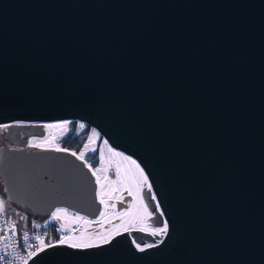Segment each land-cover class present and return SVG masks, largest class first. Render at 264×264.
Segmentation results:
<instances>
[{"label": "water", "instance_id": "95a60500", "mask_svg": "<svg viewBox=\"0 0 264 264\" xmlns=\"http://www.w3.org/2000/svg\"><path fill=\"white\" fill-rule=\"evenodd\" d=\"M59 121L136 161L168 231L35 264H264V0H0L1 195L42 220L95 219L84 163L26 147Z\"/></svg>", "mask_w": 264, "mask_h": 264}, {"label": "snow or ice", "instance_id": "6c2138e0", "mask_svg": "<svg viewBox=\"0 0 264 264\" xmlns=\"http://www.w3.org/2000/svg\"><path fill=\"white\" fill-rule=\"evenodd\" d=\"M22 126V125H17ZM4 127H8L5 125ZM44 129L49 128H58L64 130L65 133L69 131V123H58V124H45L40 126ZM79 128L83 130L85 128L84 124H80ZM94 138H98V134L93 131L90 136H88V141L91 142ZM29 147L37 148L44 151H56V152H66L68 155L75 157L77 160H80L84 163L85 167L92 173L93 176L96 177L97 188L95 190L96 197L101 205H104L106 208H111L113 210L117 209V205L115 203L109 204L108 200L105 199V196L109 194L110 191H124L126 190L128 195L133 197V201L136 203V215L133 217L134 221H139V231L144 232L146 234H150L153 237H160L167 233L168 224L165 222L163 227L153 226L150 229L148 228V222L153 218V213L149 210L148 202L146 201L145 196L142 194V190L145 185L147 187V193H152V187L148 184V177L145 176L144 171L140 168L138 164H136L135 160H130L129 157L121 155L119 152H114L111 147H108V142H104L103 148L100 149V158L103 162L104 158V148H107L108 153L111 156L119 157L121 160L126 161L129 165L134 169L133 179L129 183L127 181V176L124 179L121 178L119 167L116 170V180L112 181V184H120L121 188H107L105 183L102 181H108L109 177L107 175V169L102 168H93L91 164L85 159L86 153L81 150L79 153L76 151H69L67 148H61L58 143H56L55 138L49 141L47 138L41 141L30 140L28 142ZM89 148V143L84 144V149ZM93 151L96 149L93 148ZM104 171L106 174L101 177L99 173ZM109 199L119 200L121 205H124L122 210L117 211L118 216L129 215L130 210L133 208V204H129L127 200L123 197H112L109 195ZM151 200L155 201L156 196L152 195ZM156 211L159 212L160 205L157 203L155 205ZM66 209L57 208L56 211L51 213L52 221H59L62 215H67ZM100 215L103 217L105 212H101ZM0 218H2V223H0V244H3V248L0 249V264H15L17 258H19L21 264H29V261H32V264H35L36 259H34L39 252H43L49 248H56L60 246H66L71 249L83 250L88 249L94 246L95 242L91 240H84L83 238L73 237L70 235H62L58 239L56 243H53L51 240L45 241L39 236L34 237L35 241L38 243H29L28 242V234L27 232L23 233V236L20 235V229L17 225V222L12 220L10 216H8L7 212V202L4 199H0ZM76 220L83 221L85 224L96 223V221L88 220L82 216H75ZM21 220H27V217H21ZM48 227V224L44 225ZM33 228H38L40 225L33 223ZM138 224L133 222L130 225L124 226V231L128 232L134 228H137ZM14 238H16L14 240ZM101 241L103 243H108V237H101ZM136 244V247L139 251H145V248H151L153 244H146L145 247H140L139 243L135 240L132 241ZM26 246V247H25ZM15 249H19L21 251L27 252V256H20L19 252H16L14 255Z\"/></svg>", "mask_w": 264, "mask_h": 264}, {"label": "flooded vegetation", "instance_id": "af4514ba", "mask_svg": "<svg viewBox=\"0 0 264 264\" xmlns=\"http://www.w3.org/2000/svg\"><path fill=\"white\" fill-rule=\"evenodd\" d=\"M79 123L80 122H78V123H76V122H72V126H73V128H76L78 125H79ZM81 124H83V123H81ZM23 125H26L27 126V128L29 129V130H31V131H36L35 129H33V128H31L30 126H32L33 124H23ZM44 125V124H43ZM85 125V124H84ZM8 126V125H7ZM44 129V128H43ZM6 131H7V127H3V132L1 133V135H0V146H2V145H8L9 146V142L5 139V133H6ZM90 131H95L93 128H91V127H88L87 125H85V128L83 129V130H81V129H79V133L80 134H85L84 135V138H85V136L87 135V133H89ZM96 132V131H95ZM44 134H45V129H44ZM78 135H76L75 134V131L73 132V135H69V137H71V141H70V143L69 144H67L66 146H67V148L68 149H72L73 147H76L77 145H78V150H79V148H80V143H78L77 141H78V137H77ZM36 138V136H30L29 138H28V142H29V140L30 139H35ZM98 140H97V142L99 141V142H105V140L104 139H101L100 138V135H98V138H97ZM28 142H27V145H26V147H28L29 148V146H28ZM97 142H95L94 140L93 141H91L90 143H89V145L91 146V145H93V144H95V146H96V150L94 151V153H86V156H85V159L88 161V163L89 164H91V166L93 167V168H100V163H99V160H98V158L96 157V153L97 152H99V147H98V143ZM69 147H71V148H69ZM30 148H33V147H30ZM82 148V147H81ZM80 148V149H81ZM115 150V149H114ZM117 151V150H116ZM117 152H119V151H117ZM119 153H121V152H119ZM121 155H123V156H126L125 154H123V153H121ZM128 157V156H127ZM129 159H130V157H129ZM119 167V169H120V175H121V178L122 179H124L125 178V176H126V170H125V168H124V166L122 165H117V167H115V169H112V168H109L108 170H109V174L111 175V176H116V170H117V168ZM104 175H105V173H104ZM113 176V177H114ZM115 178V177H114ZM114 178H110L109 177V179H108V181H103V183H105V185H106V187H108L109 189H111V188H121L122 187V185H113V184H111V182H110V179L111 180H116V178L114 179ZM95 180H96V177H95ZM127 180H128V177H127ZM145 186H147L148 187V185H145ZM145 186H144V188H143V190H142V194L144 195V196H146L147 195V197H149L150 196V198H151V196H152V194H150V195H148V193H147V187L145 188ZM98 187V186H97ZM109 194H110V196H112V197H120V196H123L126 200H127V202L129 203V204H133V205H135V202L133 201V197L132 196H130V195H128V193H127V191L126 190H124V191H115V192H112V191H110L109 192ZM106 200H108V203L109 204H112V203H115L116 205H117V209L116 210H113V209H111V208H106L104 205H101V209H100V212H99V214H98V216L95 218V219H92V220H94V221H96V223H92V224H90V227L89 228H86V229H84L83 230V227L81 226V224H72V225H65V224H62V223H59L58 222V224L62 227V228H64L65 229V232L68 234V235H70V236H73V237H79L80 235H82V236H84L85 235V233L86 232H89V231H94V236L92 237V238H95L96 239V237L97 236H100V235H105V234H107V233H111L110 234V236L108 237V240H110L112 237H114V236H116V235H119V234H123V233H133V232H140L138 229H139V221H132V220H130V217H133V216H135L136 215V211H137V209H136V207H134L133 206V208L130 210V212H131V214H129V215H131V216H129V215H125V216H118L117 215V211H119V210H122L123 208H124V205H121L120 204V202H119V200H116V199H109V197L108 198H106ZM150 210V209H149ZM104 211H107V213H108V215L109 216H111V218L109 219V220H107L105 223H103V224H101V220L100 219H98L101 215H100V213L101 212H104ZM151 211V210H150ZM156 209H153V218L148 222V228L150 229L151 227H153L154 226V223L155 222H157L158 221V219H157V217H156ZM86 219H88V218H86ZM46 220V219H45ZM44 220V221H45ZM88 220H90V221H92L91 219H88ZM36 221H38V222H42V221H40V220H36ZM42 222V223H45V222ZM133 222H135V223H137L138 224V227L137 228H134V229H132L131 231H128V232H125L124 231V226L125 225H130L131 223H133ZM55 223V222H54ZM163 224L164 223H162V225L161 226H159V227H163ZM141 233H144V232H141ZM156 238H159V237H156ZM85 240V239H84ZM94 239H92L91 241H93ZM103 242L102 241H98V242H95V244L94 245H98V244H102Z\"/></svg>", "mask_w": 264, "mask_h": 264}, {"label": "rangeland", "instance_id": "374dc122", "mask_svg": "<svg viewBox=\"0 0 264 264\" xmlns=\"http://www.w3.org/2000/svg\"><path fill=\"white\" fill-rule=\"evenodd\" d=\"M64 122H68L69 123V131L67 133L64 132V130L62 129H58V128H49V129H45V134L43 137H36L35 139H30V140H34V141H41V140H44L45 138H47L49 141L53 140V138H55V141L56 143L59 144V146L61 148H67V144L70 143L71 141V137H69V135H73V132L75 131V134L78 135L77 139H78V143H80V148L79 150L77 149L78 148V145L76 147H73L72 149H68L69 151H76L77 153H79V151L83 150L85 151V153H94V151L92 150L93 148L96 149V146L95 144L93 145H89V148L88 149H84V144L85 143H90L88 141V136L91 135L92 131H90L89 133H87V135L85 136L84 138V135L85 134H80L79 133V125L81 124V122L79 123V125L76 127V128H73V126L71 125L72 122L71 121H62V122H48V123H44L45 124H58V123H64ZM76 123H78L76 121ZM84 124V123H83ZM3 127L4 126H0V135L1 133L3 132ZM89 127V126H88ZM96 131V130H95ZM96 133L98 134V132L96 131ZM99 135V134H98ZM101 139H103L101 136H100ZM29 140V141H30ZM95 142H97V138H94L93 139ZM92 140V141H93ZM98 143V147H99V152L96 153V157L98 158L99 160V163H100V168L102 169H107V175L108 177L110 178H116V176H111L109 173V168H112V169H115V167H117V165H123L125 170H126V176L128 177V182L130 183L133 179V173H134V169L132 168L131 165H129L126 161H123L121 160L119 157H115V156H111L110 153H108L107 151V148H104V158H103V162L101 161V158H100V149L103 148L104 146V142H97ZM108 147H110L108 145ZM30 148V147H29ZM34 149H37V148H34ZM113 149V148H112ZM114 152H117L116 150L113 149ZM130 160H133L130 158ZM137 164V163H136ZM104 171H102L101 173H99V175H101V177L104 176ZM106 174V173H105ZM114 178V179H115ZM113 180L110 179V182H112ZM103 182V181H102ZM112 184V183H111ZM115 185V184H113ZM117 185V184H116ZM119 185V184H118ZM147 186H145L146 188ZM108 188V187H107ZM0 193H2L1 191V187H0ZM110 194L106 195L105 196V199L109 197ZM0 199H3L2 196H0ZM134 207H136V203L134 205ZM57 209V208H56ZM56 209L54 211H56ZM65 209V208H63ZM53 211V212H54ZM67 215H62L61 216V219L59 221H52L51 219V215L44 221L45 224H51V223H62V224H65V225H72V224H81V226L83 227V230L86 229V228H89L90 227V224H85L83 221H80V220H76L74 217L75 216H81L79 214H76L72 211H69L67 210ZM7 212H8V216L11 217L12 220L16 221L17 224H20L22 222H25L26 220H21V217H30V218H33V219H36L38 220L37 218H35L33 215H31L30 213L28 212H25V211H22V210H19L17 209L16 207L14 206H11L9 204H7ZM105 212V215L102 217L100 216L98 219L101 220V224L105 223L107 220H109L111 218V216L108 215L107 211H104ZM131 214V212L129 213ZM131 216V215H129ZM134 217V216H133ZM133 217H130V220L134 221L133 220ZM112 233V232H111ZM111 233H107L105 235H100V236H97L96 239L95 238H92L94 236V231H89V232H86L84 236L80 235L78 238H83L85 240H92L94 239L93 241L94 242H98V241H101V237H109Z\"/></svg>", "mask_w": 264, "mask_h": 264}, {"label": "built area", "instance_id": "2783aa9c", "mask_svg": "<svg viewBox=\"0 0 264 264\" xmlns=\"http://www.w3.org/2000/svg\"><path fill=\"white\" fill-rule=\"evenodd\" d=\"M0 223H2V218H0ZM33 223L40 225V227L33 228L32 226H30V227L18 226L19 229H20V235L21 236H23L24 232H27V234H28V242L29 243H33V244L38 243V241H35L33 239L36 236L41 237L45 241L51 240L53 243H56L58 241V239L60 238V236L68 235L65 232V229L62 228L58 223H53L54 224L53 227H50V224L48 225V227H45L44 226L45 223L38 222V221H34ZM161 237L162 236H160L159 239ZM153 238L156 239V243H157L158 242V238H156V237H153ZM15 239L16 238H14V240ZM144 246H140V247H144ZM2 248H3V244H0V249H2ZM16 252H19L20 256H25V257L27 256V252L21 251L19 249H15L14 255L16 254ZM15 264H21L19 258L16 259Z\"/></svg>", "mask_w": 264, "mask_h": 264}, {"label": "trees", "instance_id": "16d2710c", "mask_svg": "<svg viewBox=\"0 0 264 264\" xmlns=\"http://www.w3.org/2000/svg\"><path fill=\"white\" fill-rule=\"evenodd\" d=\"M69 148H71V147H69ZM0 187H1V183H0ZM1 191H2V188H1ZM2 193H0V196H2L1 195ZM32 215V214H31ZM34 216V215H33ZM35 218H37L38 220H40V221H44V220H42V219H40L39 217H36V216H34ZM34 221H36V219H33V218H30V217H28V219L25 221V222H22V223H20V224H17L18 226H21V227H30V226H32V224H33V222ZM53 223H51L50 224V227H53Z\"/></svg>", "mask_w": 264, "mask_h": 264}]
</instances>
